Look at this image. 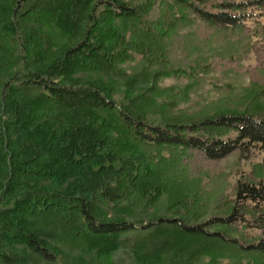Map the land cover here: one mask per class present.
I'll return each mask as SVG.
<instances>
[{"label": "trees", "instance_id": "1", "mask_svg": "<svg viewBox=\"0 0 264 264\" xmlns=\"http://www.w3.org/2000/svg\"><path fill=\"white\" fill-rule=\"evenodd\" d=\"M263 15L264 0H0V264H264L247 233H264V156L234 183L219 166L264 155V115H174L230 60L198 54L196 22L242 35ZM250 53L264 104V43Z\"/></svg>", "mask_w": 264, "mask_h": 264}, {"label": "rangeland", "instance_id": "2", "mask_svg": "<svg viewBox=\"0 0 264 264\" xmlns=\"http://www.w3.org/2000/svg\"><path fill=\"white\" fill-rule=\"evenodd\" d=\"M247 27H249L248 32L242 35H234L230 34V32H225V35H222V33L219 34V32L212 33V35L208 36L204 34L205 31L207 32L206 26L198 21L194 28L188 31L189 33L193 32L196 36H202L198 47L199 55L210 59L215 55L226 53V57L230 60L227 61L223 68L207 77L208 83L203 89L192 92L186 102L180 103L174 115L203 116L204 114H211L229 108L238 110L239 108L237 109V106H244L247 103L246 106L249 107L251 113L255 115H264V104L260 102L257 97H252L250 91L248 92L250 81L245 71V66L254 65L255 63L254 57L250 53L251 45L256 41L264 43V15L256 18L255 22H248ZM123 67L129 71L132 64H127ZM189 83V80L186 78H182L179 81L164 79L158 81L157 86L160 88L177 86L178 88L184 89ZM123 92L124 90L117 93L115 97L125 100ZM249 156V160L238 161L235 157H228L220 162L219 166L224 169V171L231 174V183L247 175L250 172L251 165L261 163L264 155H260L256 150L251 149ZM261 203L260 201L252 202L248 199L246 201H240V204L253 207L259 206ZM247 233H249L254 240H257L259 237L264 238V233L254 228L247 229ZM121 256L122 255H118L115 258L119 259ZM241 258V264L254 263L253 256L245 255ZM199 264L237 263L235 260L224 256L219 258L218 262L214 263L210 262L209 257H206L203 258Z\"/></svg>", "mask_w": 264, "mask_h": 264}]
</instances>
